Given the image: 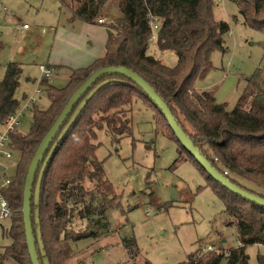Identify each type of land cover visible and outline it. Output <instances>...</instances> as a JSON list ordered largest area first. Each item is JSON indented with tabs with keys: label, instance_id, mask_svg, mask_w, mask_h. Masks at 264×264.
<instances>
[{
	"label": "trees",
	"instance_id": "trees-1",
	"mask_svg": "<svg viewBox=\"0 0 264 264\" xmlns=\"http://www.w3.org/2000/svg\"><path fill=\"white\" fill-rule=\"evenodd\" d=\"M58 1L60 8L70 13L69 23L98 24L109 0ZM232 1L246 26L264 29V0ZM214 7L215 0H118L116 21L103 24L108 35L104 54L87 67L71 69L68 84L63 88L43 79L49 107L33 105L29 131L23 134L17 127L11 133V146L19 153V160L11 182L0 188V194L13 211L5 229L10 241L0 251V264L7 259L17 264H32L22 213L28 167L40 141L70 96L103 67L125 66L137 72L166 102L178 124L217 170L227 172L225 175L241 188L264 197V67L256 68L247 78V85L232 109L227 102H218L211 92L196 86V80L213 68V52L225 50L224 38L230 31L226 20L216 19ZM150 14L162 18L155 41L150 40ZM152 45L173 52L176 63L170 66L152 54ZM22 73L21 63H6L0 80V124L21 105L16 91ZM136 99L153 105L168 131L162 123L161 127L181 145L157 105L132 80L112 74L94 83L50 144L36 175L32 224L41 264H70L77 259L76 243L90 237L97 240L107 230L106 211L118 205L117 196L105 177L103 161L96 157L97 145L93 140L100 129L116 139L130 135L131 108L128 107ZM188 156L207 184L224 200L229 223L234 221L238 226L239 245L228 250L197 249L176 264H250L246 247L264 245V207L230 192ZM39 174H42L40 199L36 204L34 192ZM85 183L89 186L85 187ZM124 244L134 260L138 255L134 238L124 239ZM258 259L264 264L262 255ZM78 262L85 264L83 259Z\"/></svg>",
	"mask_w": 264,
	"mask_h": 264
},
{
	"label": "rangeland",
	"instance_id": "rangeland-1",
	"mask_svg": "<svg viewBox=\"0 0 264 264\" xmlns=\"http://www.w3.org/2000/svg\"><path fill=\"white\" fill-rule=\"evenodd\" d=\"M0 2L8 10L0 11V80L6 71L4 62L21 57L18 62L23 73L16 98L23 104L25 94L32 95L40 86L42 92L35 104L46 109L50 98L38 65L48 62L47 55L56 53L52 44L56 27L61 35L67 31L79 35L81 26L68 22L70 13L60 8L58 0ZM118 15V0H109L101 16L105 24L114 23ZM214 15L216 19L226 20L230 31L224 38L225 50L213 52V68L196 80V86L211 92L218 102H227L232 109L247 85V78L256 68L264 67V29L246 26L232 0H215ZM24 23L36 34L28 40L25 39L27 32L21 33L18 29ZM61 26H64L63 32ZM150 52L170 66L176 63V55L171 51H161L152 45ZM54 70L50 84L65 87L71 68ZM128 108H131L130 135L116 139L100 129L93 140L97 145L96 157L103 161L105 177L114 189L118 205L106 211L108 226L100 238L90 237L75 244L78 255L73 259L74 264H80L78 261L82 259L85 264L145 261L176 264L197 249L237 247L238 226L234 221L229 223L224 200L207 184L205 176L175 138L166 134L168 129L161 115L147 100L136 99ZM31 122L32 111L23 110L18 130L27 133ZM3 130L5 125L0 124V132ZM18 160V152H13L11 158L0 155V163L6 168L0 171V188L14 175ZM41 177L39 174L35 186L36 204L40 199ZM8 225V218L0 219V251L10 241L5 233ZM126 238H134L138 248L134 260L125 247ZM39 242L42 243L40 239ZM246 252L250 264H261L260 255L264 260L262 244L248 245ZM4 264L17 263L7 259Z\"/></svg>",
	"mask_w": 264,
	"mask_h": 264
},
{
	"label": "water",
	"instance_id": "water-1",
	"mask_svg": "<svg viewBox=\"0 0 264 264\" xmlns=\"http://www.w3.org/2000/svg\"><path fill=\"white\" fill-rule=\"evenodd\" d=\"M112 74H119L129 78L145 92L148 98L152 102H154L159 108V110L163 113L168 122V125L172 129L181 146L198 162V164L207 172L210 177L219 182L230 192L264 207V197H261L257 194H254L248 190L241 188L212 165V163L202 154L200 149L194 144L192 139L178 124L175 116L172 114L166 102L143 77H141L137 72L125 66H107L98 69L97 71L92 73L88 77V79L73 92V94L70 96L67 103L65 104L64 108L52 124V126L49 128L47 133L40 141L28 167L23 190L22 213L25 228L26 244L32 264H41L36 247V238L34 235V229L32 224L31 205L33 197V188L35 185V179L39 167L44 160L45 154L48 151L50 144L52 143L56 135L59 133L64 122L67 120L68 116L73 111L75 105L80 101L81 97L85 93H87L88 90L92 87V85L96 83L100 78Z\"/></svg>",
	"mask_w": 264,
	"mask_h": 264
},
{
	"label": "crops",
	"instance_id": "crops-1",
	"mask_svg": "<svg viewBox=\"0 0 264 264\" xmlns=\"http://www.w3.org/2000/svg\"><path fill=\"white\" fill-rule=\"evenodd\" d=\"M74 23L80 24L82 32L79 33V35H77V33L73 31H67L66 34L61 35V33H58L57 30L58 27H56V32L54 33L52 39V44L53 47H55L56 53L55 55H51V54L47 55L48 62L47 63L41 62L38 65L39 67L41 65H44L48 68H51L52 71L55 69L54 66L58 67L57 70H59L60 67H65V66L71 69L83 68V67H87L95 59H97L98 57L104 54L105 44L108 38L106 26L99 23L98 24L84 23V22H74ZM74 23H72V25ZM63 28L64 26H61V30H62L61 32H63ZM18 29L21 33L27 32L25 34L27 36L25 37V39L27 40L36 35L35 32L31 30L30 26L28 29H22V25H20ZM65 49H69V50H65ZM20 59L22 58L18 56L11 61L18 62L21 61ZM4 64H6V62H4ZM53 74H55V70ZM51 78L47 80L51 81ZM4 169H6L5 166L0 163V171Z\"/></svg>",
	"mask_w": 264,
	"mask_h": 264
},
{
	"label": "built area",
	"instance_id": "built-area-1",
	"mask_svg": "<svg viewBox=\"0 0 264 264\" xmlns=\"http://www.w3.org/2000/svg\"><path fill=\"white\" fill-rule=\"evenodd\" d=\"M7 7L4 6L0 2V11H6ZM112 22V21H111ZM99 24H105V18L100 17L98 20ZM149 23L151 26V41H155V32L159 29L160 25L162 24V18L158 17L157 15L150 14ZM28 24H23L22 29H28ZM40 71L42 72L43 79H50L53 75V71L51 68H48L44 65L40 66ZM42 92L40 86L36 87L34 93L32 95H28L24 103L21 104L12 114L8 115L4 121L3 125H5V130L0 132V155L4 156L5 158H11L13 156L14 150L11 146V133L16 130V128L20 124V117L22 116L23 110H31L33 105H35L37 101V95ZM225 172L224 174H226ZM11 182V178H7L3 185H8ZM0 219L10 218L13 214L12 209L10 208L7 200L0 194ZM215 247H208L207 249H213Z\"/></svg>",
	"mask_w": 264,
	"mask_h": 264
}]
</instances>
